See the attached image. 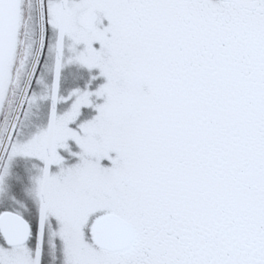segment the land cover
Listing matches in <instances>:
<instances>
[{
  "label": "rangeland",
  "instance_id": "obj_1",
  "mask_svg": "<svg viewBox=\"0 0 264 264\" xmlns=\"http://www.w3.org/2000/svg\"><path fill=\"white\" fill-rule=\"evenodd\" d=\"M259 2L0 0V264H264Z\"/></svg>",
  "mask_w": 264,
  "mask_h": 264
},
{
  "label": "water",
  "instance_id": "obj_2",
  "mask_svg": "<svg viewBox=\"0 0 264 264\" xmlns=\"http://www.w3.org/2000/svg\"><path fill=\"white\" fill-rule=\"evenodd\" d=\"M0 237L6 247L18 248L28 242L30 227L18 214L5 211L0 214ZM134 238L133 227L115 214L97 218L92 226V242L101 251L108 253L125 251L133 243Z\"/></svg>",
  "mask_w": 264,
  "mask_h": 264
},
{
  "label": "flooded vegetation",
  "instance_id": "obj_3",
  "mask_svg": "<svg viewBox=\"0 0 264 264\" xmlns=\"http://www.w3.org/2000/svg\"><path fill=\"white\" fill-rule=\"evenodd\" d=\"M39 1H41V3H44V0H39ZM54 1H56V0H54ZM59 1H63V0H59ZM217 1H219V0H217ZM234 2V0H228V1H219V2H225V3H230V2ZM261 2H259V4H257V5H262V4H264V0H260ZM249 5H251V6H255L253 3H250ZM247 8H249L248 6H247ZM261 13L262 14H264V11H261ZM247 33H249L248 31H247ZM263 38H264V33H263ZM261 43H264V40H263V42H261ZM263 49H264V46L262 47ZM5 212V211H4ZM9 212H11V211H9ZM1 214V213H0ZM0 239H1V237H0Z\"/></svg>",
  "mask_w": 264,
  "mask_h": 264
},
{
  "label": "trees",
  "instance_id": "obj_4",
  "mask_svg": "<svg viewBox=\"0 0 264 264\" xmlns=\"http://www.w3.org/2000/svg\"><path fill=\"white\" fill-rule=\"evenodd\" d=\"M43 47H44V46H43ZM43 47H42V48H43Z\"/></svg>",
  "mask_w": 264,
  "mask_h": 264
}]
</instances>
